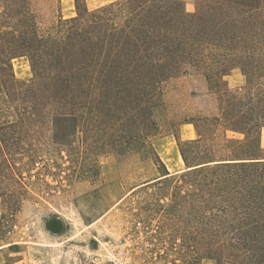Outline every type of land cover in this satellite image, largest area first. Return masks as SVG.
<instances>
[{"label":"trees","instance_id":"16d2710c","mask_svg":"<svg viewBox=\"0 0 264 264\" xmlns=\"http://www.w3.org/2000/svg\"><path fill=\"white\" fill-rule=\"evenodd\" d=\"M16 1L17 13L0 19V181H18L15 155L34 151L35 124L48 122L54 144L71 148L82 123L102 130L108 117L117 155L142 153L163 168L155 181L189 187L162 208L194 225L179 232L183 244L197 253L204 241L216 264H264V19H239L246 9L261 15L264 0H217L218 19L207 5L190 13L177 0L85 4L82 14L76 0L78 16L48 26L27 0ZM21 56L30 81L14 73ZM236 68L247 83L231 89L224 77ZM192 72L205 77L219 111L178 124L192 123L197 137L173 132L185 168L170 172L152 141L157 115L167 111L168 82ZM3 188L0 196L10 191Z\"/></svg>","mask_w":264,"mask_h":264},{"label":"rangeland","instance_id":"374dc122","mask_svg":"<svg viewBox=\"0 0 264 264\" xmlns=\"http://www.w3.org/2000/svg\"><path fill=\"white\" fill-rule=\"evenodd\" d=\"M177 1L190 13L207 5L209 18L218 19L217 0ZM28 3L44 26L63 15L61 0ZM77 3L82 14L85 2ZM18 6L16 0H0V19H9L5 12L17 13ZM239 19H264V9L261 15L246 9L239 12ZM249 31L248 42L254 46L253 28ZM13 70L19 80L33 77L27 57L13 59ZM239 74L242 71L236 68L224 77L229 88H239ZM164 99L167 111L157 115L161 127L152 141L166 167L180 172L185 164L173 132L182 138L194 125L179 126L181 121L198 114L215 115L219 102L205 77L197 72L172 78ZM47 123L35 124L27 138L34 151L24 158L15 155L18 181H0V192L3 186L10 188L0 196L4 215L0 245L12 237L19 241L14 258L28 260V264H216L208 258L204 241L197 253L183 244L179 232L183 228L194 231L192 222L183 224L162 210L173 204L177 192H188L189 187L177 181L166 185L155 181L163 168L142 153L117 155L111 145L114 132L108 117L102 130L92 125L90 131L82 123L80 137L73 138L76 142L71 148L54 144ZM228 135L239 137L231 132ZM7 255L14 259L10 251Z\"/></svg>","mask_w":264,"mask_h":264},{"label":"crops","instance_id":"0c3cea01","mask_svg":"<svg viewBox=\"0 0 264 264\" xmlns=\"http://www.w3.org/2000/svg\"><path fill=\"white\" fill-rule=\"evenodd\" d=\"M86 4V6L89 9H95L107 4H110L112 2H115L117 0H83ZM61 7H62V14L64 17H74L77 14V8H76V0H61ZM24 57V56H21ZM247 83V77L242 73L241 75L239 74V88L246 85ZM183 125V124H182ZM183 139H194L197 137V133L195 131V128L188 129L183 132L182 134ZM168 140H171L170 138ZM261 144L264 147V128L262 130L261 134ZM177 164H179V159L177 160ZM178 166H176L175 169H177ZM168 170L170 172L171 169L168 167ZM177 170H175L176 172ZM4 215H3V205L0 200V223L3 221ZM11 241H8L6 243H2L0 245V264H28V260L25 259H19V258H14L18 252L14 251L15 246L19 244V241L13 240V237L11 238ZM7 248V250L5 249ZM7 251H10L11 256H13L14 259L9 260V257L7 258Z\"/></svg>","mask_w":264,"mask_h":264}]
</instances>
